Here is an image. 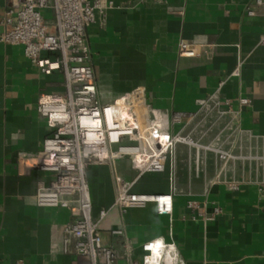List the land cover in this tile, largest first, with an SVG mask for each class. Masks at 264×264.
Wrapping results in <instances>:
<instances>
[{
	"label": "crops",
	"instance_id": "1",
	"mask_svg": "<svg viewBox=\"0 0 264 264\" xmlns=\"http://www.w3.org/2000/svg\"><path fill=\"white\" fill-rule=\"evenodd\" d=\"M111 1L115 7L87 29L102 102L143 86L151 106L169 111H196L199 100L214 93L222 106L228 98L237 107L240 97L251 105L230 129L201 139L232 149L234 158L221 166L215 152L198 154L179 144L173 168L169 162L163 172L145 173L133 187L164 193L175 184L172 212L161 214L152 202L125 212L113 208L100 225L104 245L122 254L128 241L140 258L141 244L161 237L175 244L184 264H264V15H247L254 0ZM3 10L0 0V17ZM182 40L208 44V51L181 57ZM63 84L62 73L44 75L27 60L22 45L0 42V264H89L75 253L74 237L64 251L70 210L35 202L37 180L45 177L35 155L50 134L37 104L42 93L61 91ZM115 174L130 181L135 173L126 160L88 168L95 216L115 200ZM229 181L238 189L230 190ZM191 200L199 207H189Z\"/></svg>",
	"mask_w": 264,
	"mask_h": 264
},
{
	"label": "built area",
	"instance_id": "2",
	"mask_svg": "<svg viewBox=\"0 0 264 264\" xmlns=\"http://www.w3.org/2000/svg\"><path fill=\"white\" fill-rule=\"evenodd\" d=\"M254 5L246 8L247 15H264V0H254ZM114 7L111 0H4L0 42L22 45L27 60L41 73L49 76L59 72L64 77L63 89L42 93L37 104V112L46 119L50 134L35 155L37 166L45 173L37 180L35 202L38 206L70 210L71 220L64 226V251L68 252L69 237H74L75 253L87 257L89 264H118L121 257L125 264H184L175 244L161 237L143 242L140 258L134 256L128 241L121 254L117 248L104 245L101 222L113 208L125 212L151 202L159 213H171L175 184L170 192L139 193L133 190L136 181L145 173L165 171L169 162L173 168L177 146L182 143L198 154L201 150L215 152L223 166L235 157L232 149L212 146L201 139L216 129L217 133L230 129L242 107L251 105V99L240 97L235 107L227 98L222 106L214 93L199 100L196 111H169L151 106L145 87L138 86L111 102H102L87 29L97 22L98 14L105 17L107 10ZM261 42L264 43V33ZM207 51L208 44L204 43L182 40L178 45L181 57H200ZM233 74H239V70ZM189 127L191 132H187ZM203 158L197 156V160ZM117 160L128 161L134 177L127 181L115 174V200L95 216L88 168ZM238 185L228 182L230 190L238 189ZM259 190L264 193V180ZM198 205L193 200L188 202L191 208ZM214 212L220 213L221 209L217 206ZM112 232L124 234L122 229ZM16 264L25 262L19 260Z\"/></svg>",
	"mask_w": 264,
	"mask_h": 264
},
{
	"label": "bare ground",
	"instance_id": "3",
	"mask_svg": "<svg viewBox=\"0 0 264 264\" xmlns=\"http://www.w3.org/2000/svg\"><path fill=\"white\" fill-rule=\"evenodd\" d=\"M172 254H173V253H172ZM169 259H170V255L167 256V260H169Z\"/></svg>",
	"mask_w": 264,
	"mask_h": 264
},
{
	"label": "rangeland",
	"instance_id": "4",
	"mask_svg": "<svg viewBox=\"0 0 264 264\" xmlns=\"http://www.w3.org/2000/svg\"><path fill=\"white\" fill-rule=\"evenodd\" d=\"M49 13H47V15H48Z\"/></svg>",
	"mask_w": 264,
	"mask_h": 264
}]
</instances>
